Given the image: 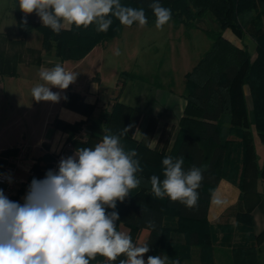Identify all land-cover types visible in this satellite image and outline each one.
Instances as JSON below:
<instances>
[{"label":"trees","instance_id":"1","mask_svg":"<svg viewBox=\"0 0 264 264\" xmlns=\"http://www.w3.org/2000/svg\"><path fill=\"white\" fill-rule=\"evenodd\" d=\"M169 8L175 25L183 24L186 30L197 28L196 22L209 15L217 28L203 29L211 40L209 48L196 64L184 75L183 96L186 105L178 125L179 132L169 154L164 150L149 148L152 133L149 121L140 140L133 137L140 111L120 101H115L109 110L95 114L96 103L85 101L83 94L68 87L60 105L86 117L90 133L84 141L75 136L82 122L70 123L54 117L51 126L67 134V141L76 150L80 147H94L105 134H117L123 128L129 131L121 137L125 150L134 149L143 168L137 176L143 177L140 186L133 189L123 203L117 202L115 211L119 213L117 230L123 225L133 243L140 230L149 232L145 243L154 255L162 247H168L176 254L171 258L181 262L190 253V247H197L201 264H215L216 245L229 247L231 264H264L260 244L264 242V231L255 233L252 211L264 198V161L258 162L254 146V132L264 143V0H159ZM152 0H121V4L133 8L143 7L149 23L155 16L149 5ZM16 21L17 37L11 38L0 33V76H16L19 63L30 57L33 63L40 60V52L52 54L62 60L78 61L94 46L119 36L123 25L112 17V24L106 32L97 31L96 24L87 28L75 25L63 28L59 34L42 25L34 14L27 17L19 10L18 0H11ZM229 29L236 38L248 34L255 43L256 55L252 58L246 46L238 47L229 41L223 31ZM33 30L41 33V47L35 49L25 45V39ZM125 79L144 80L142 75L121 71ZM250 94V108L244 96V88ZM66 117H70L66 114ZM226 125V126H225ZM229 136L237 140L228 139ZM17 149L0 152V171L5 164L4 157L15 154ZM172 156L184 157V169L201 167L203 181L197 207L189 209L179 202H171L167 197L157 199L151 193L150 177L162 176V159ZM53 156L40 157L43 164L32 165L33 174L28 177L42 180L50 167ZM221 176H228L239 188L238 201L231 208L223 222L213 225L207 221V209L211 194ZM146 209L145 211H142ZM108 211H113L108 209ZM148 221H154L153 229ZM235 231L238 241L232 242ZM180 233L185 243H170L169 237ZM168 242V243H166ZM166 243V244H165ZM124 256L109 262L97 256L90 264L106 261L119 264Z\"/></svg>","mask_w":264,"mask_h":264},{"label":"clouds","instance_id":"2","mask_svg":"<svg viewBox=\"0 0 264 264\" xmlns=\"http://www.w3.org/2000/svg\"><path fill=\"white\" fill-rule=\"evenodd\" d=\"M18 4L23 24L35 13L56 34L66 24L77 28L96 24L97 31L106 32L112 17L127 27L148 22L143 7L125 6L121 0H18ZM149 7L157 29H162L172 18L171 10L159 0H152ZM120 54L116 49L115 55ZM38 76L43 83L31 89L32 98L58 102L59 93L51 89L66 90L77 73L56 64L41 69ZM130 127L105 134L94 147L77 148L74 155L59 161L58 171L49 170L42 180L33 178L23 204L10 200L0 189V264H90L98 255L109 262L124 256L119 264H168L167 256L145 260L149 245L138 246L130 235L117 230V202L123 203L143 179L137 176L143 172L137 151H126L121 143ZM183 165V156H165L163 178L150 177L151 193L192 209L199 200L203 170L197 166L185 170ZM213 202L223 203L215 194ZM148 223L156 227L154 221Z\"/></svg>","mask_w":264,"mask_h":264},{"label":"crops","instance_id":"3","mask_svg":"<svg viewBox=\"0 0 264 264\" xmlns=\"http://www.w3.org/2000/svg\"><path fill=\"white\" fill-rule=\"evenodd\" d=\"M69 26L66 24L64 28H69ZM135 27L140 26L133 24L131 27L124 26L122 30L124 28L132 30ZM154 27H156L155 22H147L145 26L141 27V30ZM15 30L16 38V23ZM157 31H160L162 35H167L171 49L174 50V44L180 42L179 36H175V34H178V31H183V29L181 26L169 21L162 29H157ZM0 33L6 34L7 32ZM225 34L228 39L232 38L230 30L227 29ZM119 36L109 40V42L116 41L119 39ZM41 39V33L33 30L27 35L25 45L40 49ZM152 39L154 38H151L147 42L148 45H154L155 40ZM186 40L188 41V39ZM107 42L94 46L78 61L62 60L59 57L41 50L38 63H33L31 58L27 57L25 61L18 64L16 76H0V152L6 149H17L15 154L8 156L12 157L20 154L23 150L26 160L23 166L17 170V175L25 182L24 188L20 190V193L29 190L28 177L31 174L28 169L30 164H43L40 160L42 155L49 154L53 156L57 150L68 142L66 133L52 128L51 121L54 117L70 123L82 122L79 131L75 135L81 141L87 138L91 130L84 115L60 105L61 97L65 90L58 88L51 89L53 92L59 93L60 99L58 102H37L32 98L31 89L38 83H43L39 79V71L41 69H51L56 64H61L66 70L77 73L76 80L69 87L83 94L85 101L96 103V115L103 110H109L115 101H120L126 105L135 107L140 111V117L136 124L133 137L136 140H140L144 135L149 121L153 120L152 133L148 140L149 148L164 150L166 154H169L173 149L179 132L178 122L183 115L186 99L183 96L184 87L178 89L172 82L170 86H167L164 80L169 74L174 78L173 71L179 64L178 66L183 65L185 67L183 81L184 75L192 69L198 58L191 61L190 57L181 54L184 56L182 60L185 63H175L177 58L174 59L173 56H170L173 59L170 58L168 66L173 71L166 72L163 75L162 81H156V79H152V81L150 79H125L120 75L121 71L118 72L117 69L110 72L111 78H107L102 73L104 58L99 59V63L97 64V58H100L110 48ZM243 45L247 47L250 56L254 58L256 50L253 40L249 36H245L242 41H237V46L242 47ZM99 54L101 56L97 57ZM161 64L162 61H159V67ZM83 67H87V69L85 68V71H83ZM155 77H157V74H155ZM244 96L247 100L248 108H250V94L247 87L244 88ZM66 114H69L70 117H66ZM228 139L237 140L233 136H229ZM254 146L258 156V162L261 164L264 161V143L259 141L255 132ZM72 153L74 155V148ZM8 157H4V159L6 160ZM239 192L236 182L232 181L228 176H221L209 200L207 221L213 225L223 222L227 213L237 203ZM214 194L219 196L223 201L222 204L217 205L213 202ZM252 215L255 233H261L264 231V198L254 207ZM119 231L127 234L129 230L127 227L120 225ZM148 237L149 232L147 230H140L135 244L138 246L145 244ZM237 241L238 235L235 234L232 242L236 243ZM169 242L183 244L185 243V238L180 233H173L169 237ZM260 247L262 248V255H264V242L260 244ZM189 249L190 253L181 260L180 264H201L198 248L193 246ZM154 255L167 256L168 264H172L170 261L171 258H176V254L170 252L168 247L165 246L157 250ZM144 259L146 260V256H144ZM214 261L215 264H231L229 247L216 245ZM97 264L110 263L103 261Z\"/></svg>","mask_w":264,"mask_h":264},{"label":"rangeland","instance_id":"4","mask_svg":"<svg viewBox=\"0 0 264 264\" xmlns=\"http://www.w3.org/2000/svg\"><path fill=\"white\" fill-rule=\"evenodd\" d=\"M33 14L36 18L40 19L35 13ZM15 23L11 0H0V32H7L6 34L9 37L15 38ZM196 24L197 28L190 30H186L183 24H179L183 31H178L179 35L175 34V36H179L180 42L174 44V50L171 49L167 35H162L160 31L158 32L157 27L144 30H141V27H135L132 28V30L124 28L119 34V39L107 42V44L110 45L109 50L102 56L100 54L97 55V57L101 56L97 58V64L99 63V59L104 58L102 73L107 78H111L110 72L117 69L118 72L126 70L137 75H142L147 80L150 79L152 81V79H156V81H162L163 75L171 70L168 63L170 58H173L170 56H173L174 59L177 58L175 63H185L183 62L184 60H182V57H184L182 55H187L190 57L191 61H193V59H199L209 48L211 40L205 35L203 29L217 28L213 18L209 15H205L204 19L196 22ZM226 30L227 29L223 31L225 36ZM231 35L232 38L228 40L233 41L236 45L237 41H242L245 36H249L248 34H244L243 37L238 39L232 32ZM151 38L155 40L154 45H148L147 43ZM186 39H188V41ZM116 49L120 50L121 54L119 56L115 55ZM159 61H162L160 67ZM149 64H151V66H149ZM178 65L175 67L174 71L173 69L171 70L174 72V78L169 74L164 81L167 86H170L172 82V84H175L176 88L182 89L185 85V79L182 81L185 67L183 65ZM85 68L87 69V67H83V71H85ZM155 74H157V77H155ZM237 233L238 232L235 231V234Z\"/></svg>","mask_w":264,"mask_h":264},{"label":"built area","instance_id":"5","mask_svg":"<svg viewBox=\"0 0 264 264\" xmlns=\"http://www.w3.org/2000/svg\"><path fill=\"white\" fill-rule=\"evenodd\" d=\"M73 147L70 142L65 143L59 150L53 154V158L50 163V167L46 170L43 178L49 170L58 171V164L62 158L72 156ZM26 157L23 150L20 154L8 157L5 160L3 169L0 171V189L3 190L4 194L12 201L18 202L20 204L24 203V198L28 191L20 193V190L24 188V181L17 175V170L23 166ZM32 163L28 169L29 173L32 175Z\"/></svg>","mask_w":264,"mask_h":264}]
</instances>
